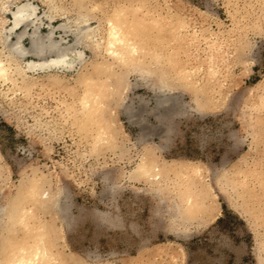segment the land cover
<instances>
[{
    "label": "rangeland",
    "instance_id": "374dc122",
    "mask_svg": "<svg viewBox=\"0 0 264 264\" xmlns=\"http://www.w3.org/2000/svg\"><path fill=\"white\" fill-rule=\"evenodd\" d=\"M26 2L41 36L83 58L31 71L27 55L0 78V264L35 180L56 204L31 208L30 226L51 220L64 263L264 264V0H0V22ZM111 25L138 47L134 63L109 54ZM87 87L106 96L90 121ZM144 158L159 181L136 176ZM193 164L212 213L183 220Z\"/></svg>",
    "mask_w": 264,
    "mask_h": 264
},
{
    "label": "bare ground",
    "instance_id": "6f19581e",
    "mask_svg": "<svg viewBox=\"0 0 264 264\" xmlns=\"http://www.w3.org/2000/svg\"><path fill=\"white\" fill-rule=\"evenodd\" d=\"M33 4H31L30 2H26L17 5L16 9L12 8L13 10H11V25L9 27L5 26L4 22H0V44H3L4 48H7L8 50L7 54H5V56L2 59H0V78L6 77L7 75L9 76L8 74L10 68L9 66L10 64H12V62L14 61L20 62V60H25V57L27 55L29 56L32 55L35 58L32 60L28 59L26 61V67L31 71L37 69L47 70L53 67H58V68L69 67V66H73V64L77 61L81 62L83 58V52L75 48L76 44L62 47L60 46L58 41L53 40L52 39L53 30L50 33L46 34L45 36H41L39 34L38 31L39 26L35 24V20L38 18L37 17L38 15H36L37 6L35 7ZM4 7L6 6L4 5ZM77 21L79 25L77 23L76 24L78 25V27H80V24L83 23L82 18H79ZM30 25H33L34 30L32 32H29L30 45L28 47H25L21 43V40L24 37V35H26V30ZM64 27L65 24H61V28ZM55 28L57 29V27ZM19 29L21 30L18 31ZM87 30L88 28L84 30L82 28L81 31L83 32ZM78 32L80 33V31ZM109 33H110L109 34L110 40L108 42L109 45L108 52L115 60L119 62L132 61V63L138 60L139 49L135 44H127L126 42H124L123 39L120 37V33L118 29L113 25H111ZM93 35H94L93 30L92 32L90 31L87 33V36L90 38L89 40L90 43L94 41L96 42ZM13 37H15V39H13ZM80 38L81 36L78 35L77 39L75 40V43H78L81 40ZM1 50L0 52H2ZM114 90L118 94L121 91V89L118 86H116ZM159 91L163 92L164 90L159 88ZM105 97H106L105 94L102 91L97 90L96 88L93 89L87 87V89L84 91L83 97L81 99V103L83 109L85 110L87 118H89V121L91 120L93 114L98 113L101 111V109H103L104 101L106 99ZM106 126L109 128V132H106L105 127L103 125L101 126V128L104 133L110 136L112 134V131L110 130L111 126L110 124H106ZM139 163L141 164L138 166V168L135 171L136 176L143 178L144 180L145 179H152L154 181L160 180V169H158L157 166L152 163V159L150 160L149 158H144L142 162ZM191 168H192L191 177L195 181V186H193V188L188 186L189 188H186L182 193L179 191L181 193L180 196L183 202V206L182 207L176 206V211L183 220H189L190 218L198 214L200 216L204 215L205 217H207L212 213L211 212L212 207L210 206L209 203L210 200H208L205 197V190H203L202 188L204 185L201 187L200 184L202 183L200 181L201 178L198 171L200 168L198 169V166H195L194 164L193 166H191ZM177 171L179 170L177 169ZM25 194L26 197L28 196V200L31 202V205L25 209L16 211L15 215L12 217L11 224L8 225L7 230L9 236L7 239L9 245H8V250H6L7 253L5 254L6 260L4 264H78L75 263V260L70 261V263H64L61 256H58L56 253L52 252L51 242H52L54 225L51 223V220L46 222L43 221L35 222L33 227L30 226V220L31 219L33 220V218L35 217V212H33L31 208L43 207L50 210L53 207V205L56 204L55 201L56 196L54 195V193L46 192V191L40 192L39 181L35 180L32 181L30 184H28L25 190ZM212 194L214 195V193ZM58 200H61V198ZM58 204H59L58 205L59 210L65 209L62 202ZM8 206H9L8 204L0 205V218L8 210ZM18 225L23 233L20 237H14L13 234L18 229ZM71 255L73 254L71 253Z\"/></svg>",
    "mask_w": 264,
    "mask_h": 264
}]
</instances>
